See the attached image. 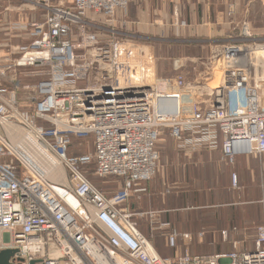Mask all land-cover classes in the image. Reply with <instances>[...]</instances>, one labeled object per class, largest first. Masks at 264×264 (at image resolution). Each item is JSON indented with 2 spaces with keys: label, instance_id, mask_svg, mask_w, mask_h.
<instances>
[{
  "label": "built area",
  "instance_id": "built-area-1",
  "mask_svg": "<svg viewBox=\"0 0 264 264\" xmlns=\"http://www.w3.org/2000/svg\"><path fill=\"white\" fill-rule=\"evenodd\" d=\"M11 1L43 15L41 22L11 27L30 39L19 48L22 57L14 67L39 68L28 74L39 79L30 113L18 108L16 87H0V127L33 128L66 176L65 184L49 181L0 135V251H17L11 263L264 264V224L255 230L253 250L235 245L231 252L210 256L186 249L162 257L152 243L156 234L173 250L179 239L191 242L192 236L148 212L140 214L149 219L147 237L124 208L131 189L156 172L162 129H169L182 149L220 146L230 163L237 155L264 154V43L248 45L244 34L221 46L216 51L221 74L203 93L182 73L156 78L152 40L121 32L128 28L118 21L128 0ZM227 17L233 20L231 10ZM211 127L222 136L221 144ZM72 137L91 138L93 153L68 156ZM90 160L97 178L123 181L118 193L106 197L88 181L80 166ZM231 184L236 187L234 174Z\"/></svg>",
  "mask_w": 264,
  "mask_h": 264
},
{
  "label": "crops",
  "instance_id": "crops-1",
  "mask_svg": "<svg viewBox=\"0 0 264 264\" xmlns=\"http://www.w3.org/2000/svg\"><path fill=\"white\" fill-rule=\"evenodd\" d=\"M230 10L233 20L227 17ZM128 13L136 22L130 26L132 32L142 38L194 45L200 56L185 59L194 64L208 61L207 52L218 51L213 43L230 34H245L264 43V5L259 0H129ZM173 14L181 24H175ZM26 20L37 22L34 14ZM209 130L221 144L218 130ZM188 134L186 131L184 136ZM170 137L161 148L162 164L154 176L130 191L124 208L135 215L131 220L148 237L149 219L140 214L156 212L160 223L192 236L191 242L179 239L177 250H173L162 234H156L152 243L162 257L186 249L192 255L210 256L231 252L235 245L239 250H253L255 230L264 224V154L237 155L230 163L223 158L220 146H198L191 151ZM92 153L93 149L88 154ZM233 174L236 187L231 184ZM222 232H226V240Z\"/></svg>",
  "mask_w": 264,
  "mask_h": 264
},
{
  "label": "rangeland",
  "instance_id": "rangeland-1",
  "mask_svg": "<svg viewBox=\"0 0 264 264\" xmlns=\"http://www.w3.org/2000/svg\"><path fill=\"white\" fill-rule=\"evenodd\" d=\"M128 9L129 0L125 14H121L120 16L122 17V19H118V21L124 20L128 23V25L126 26L128 28H124L123 30L121 29V32L123 31L124 35H129L127 33H130L132 31L125 30L130 29V26L136 23L134 21L135 19H132L128 15ZM33 14L36 15L37 22H41L43 20L42 13L39 12V10L32 9L29 4H21L19 2L11 0H0V87H6L7 89H14L13 87H16L15 92L18 100V108L20 109V111L26 113H30L33 108L34 98L36 95L33 86H35L36 82L39 79L38 77L28 76V74L35 72L39 68L14 67L15 63L22 57V54H20L19 52V48L29 43L30 39L23 31H18V29H16L15 27H11L14 24L26 23V19H28ZM172 17L175 19V21L179 23L181 22L177 14H173ZM249 37L251 39H246L245 43L251 45L253 44V42L250 41L253 40V37ZM237 38L238 37L230 34L224 37L222 40L214 42L213 45H215L218 50H221V46L229 43L230 40ZM243 43L244 42L238 44L243 45ZM149 44L153 46L154 72L156 78H172L176 74L182 73L184 76H186L188 82L195 83V85L198 84L199 87H201V91L203 93H209L208 88L212 87L215 84L216 78L219 74H221L220 70L222 66L215 50L213 52H207L209 58L208 61H203V64L200 65L198 61H196L197 63L194 64V61L192 60H185L187 58L193 59L196 56H200L201 52H198V49L194 45L189 44L188 47H184L183 44L177 41L171 44H162V41L156 43L152 41L149 42ZM259 55H262V52L255 54V56ZM253 75L254 74L252 72L251 77L254 79ZM257 77H260V75H257ZM205 85L208 87H205ZM205 88H207L208 90H205ZM12 125L20 129L25 128L22 125ZM8 128H10L9 130L11 131H18L15 127L9 126L7 128H4V126H2L0 127V135L10 142L12 150L15 151L14 147H20V145L17 144L16 141H14V138L11 139L12 137L9 136L7 130ZM18 132L21 133L20 131ZM169 133V129H162L159 139L156 143V150L158 153V167L162 164L161 148H163V146L168 143V139L171 138ZM80 140L81 141H79V139H75L74 137L71 140L72 148L70 153L75 155L76 157L88 155V153H91L93 149L91 138ZM27 156L28 158H30V155ZM30 160L31 162H33L31 158ZM88 164H93V161L90 160ZM89 169L92 170L91 167ZM102 181L107 182V184H101ZM90 182L96 186L104 187V189L111 194L119 192L117 184H113V181L103 180L90 176ZM56 184H60V182H57Z\"/></svg>",
  "mask_w": 264,
  "mask_h": 264
},
{
  "label": "bare ground",
  "instance_id": "bare-ground-1",
  "mask_svg": "<svg viewBox=\"0 0 264 264\" xmlns=\"http://www.w3.org/2000/svg\"><path fill=\"white\" fill-rule=\"evenodd\" d=\"M20 120L27 124L25 120L21 118ZM9 126L17 128V130L22 133L11 131L9 130L10 128L7 129L9 136L12 137L11 139L14 138V141H16L21 147H14L15 155L24 159L31 168H34L37 172L41 173L46 179L56 183L60 182V184H65L66 176L64 175L61 165L53 156H51L50 153L44 150L41 142L38 140L37 132L31 127L20 129L9 123L4 124V128ZM27 155H30L29 157L33 162H31Z\"/></svg>",
  "mask_w": 264,
  "mask_h": 264
},
{
  "label": "trees",
  "instance_id": "trees-1",
  "mask_svg": "<svg viewBox=\"0 0 264 264\" xmlns=\"http://www.w3.org/2000/svg\"><path fill=\"white\" fill-rule=\"evenodd\" d=\"M36 124L38 125V126H42V125H46V126H49L48 124H46V123H44V122H41V121H36ZM73 139V137L70 139V142H69V145H68V151H67V153H68V156H73V154H71L70 152H71V148H72V140ZM76 139V138H75ZM78 140V139H77ZM79 141H81V140H79ZM92 168V170H90L89 168ZM94 170H95V162L93 161V164H87V165H82V166H80V171L86 176V178L88 179V181L90 182V176H93V177H96L95 175H94ZM91 173V174H90ZM97 178V177H96ZM113 180V182L115 181H117L118 182V180L119 179H117V178H105V179H103V180ZM121 181V184H117V188H119L118 190L120 191L121 189H122V186H123V181L122 180H120ZM91 183V182H90ZM92 184V183H91ZM92 185H94V184H92ZM97 189H99L106 197H111V196H113V195H115V193L113 194V195H108V194H106V190L104 189V187H101V186H96V185H94Z\"/></svg>",
  "mask_w": 264,
  "mask_h": 264
},
{
  "label": "water",
  "instance_id": "water-1",
  "mask_svg": "<svg viewBox=\"0 0 264 264\" xmlns=\"http://www.w3.org/2000/svg\"><path fill=\"white\" fill-rule=\"evenodd\" d=\"M17 253L16 250H3L0 251V264H12L10 259ZM22 262V260H19ZM33 264V263H30Z\"/></svg>",
  "mask_w": 264,
  "mask_h": 264
}]
</instances>
